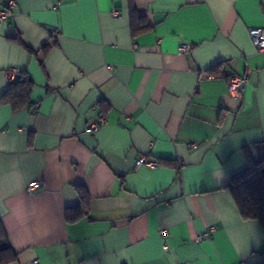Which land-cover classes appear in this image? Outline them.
<instances>
[{
	"label": "crops",
	"instance_id": "0c3cea01",
	"mask_svg": "<svg viewBox=\"0 0 264 264\" xmlns=\"http://www.w3.org/2000/svg\"><path fill=\"white\" fill-rule=\"evenodd\" d=\"M14 2L0 95L10 71L33 87L30 106L0 104L10 264H264V229L225 188L264 140V51L249 35L264 0H132L151 26L136 36L128 0ZM222 62L223 75L208 72ZM230 76L243 79L236 94ZM140 155L159 165L136 167ZM75 186L86 214L67 222Z\"/></svg>",
	"mask_w": 264,
	"mask_h": 264
},
{
	"label": "trees",
	"instance_id": "16d2710c",
	"mask_svg": "<svg viewBox=\"0 0 264 264\" xmlns=\"http://www.w3.org/2000/svg\"><path fill=\"white\" fill-rule=\"evenodd\" d=\"M128 2L132 36L148 31L151 26L146 23L143 16L138 14L132 0H128ZM48 48L49 45L44 44L41 50L46 53ZM28 51L32 52L31 50ZM224 67L223 62L218 63L212 66L208 72L211 75H223ZM32 87L33 81L28 72L26 70L17 71L15 79L9 81L6 90L0 95V104H9L13 110L30 106ZM253 146L256 156L252 157L248 151H245L246 165L231 175L225 188L232 195L241 218L257 221L264 229V140L255 142ZM75 189L80 198V204L77 207L66 208L65 220L67 222H75L86 214V192L80 186H75ZM15 259L16 254L10 246L8 236L0 220V264H10Z\"/></svg>",
	"mask_w": 264,
	"mask_h": 264
},
{
	"label": "built area",
	"instance_id": "2783aa9c",
	"mask_svg": "<svg viewBox=\"0 0 264 264\" xmlns=\"http://www.w3.org/2000/svg\"><path fill=\"white\" fill-rule=\"evenodd\" d=\"M190 2H198L200 0H189ZM2 3V6L0 7V24L5 22L9 16L10 12L13 10L15 6L14 0H0ZM262 11H264V4H262ZM112 16H117V13L115 10L112 11ZM52 35L56 37L58 35L57 28L53 29ZM249 35L250 38L256 47L258 51H264V28L261 27H252L249 29ZM190 49V46L188 44H181L180 50L183 52H186ZM8 78L10 81L14 80L16 77V71H10L7 73ZM243 79L239 76H231L227 80V89L229 92L236 94L238 91L239 86L241 85ZM107 122V119L105 116H101L98 120L91 122L88 125V130L92 132H96L97 129L105 124ZM134 165L136 167L146 165L150 168H155L159 165V162L156 159L148 158L146 155H140L134 162ZM39 182L35 181L30 183L26 190L31 191L32 189H35L39 186ZM208 237V232L201 233L197 236V240L206 239ZM35 263H38L37 260L34 261Z\"/></svg>",
	"mask_w": 264,
	"mask_h": 264
},
{
	"label": "water",
	"instance_id": "95a60500",
	"mask_svg": "<svg viewBox=\"0 0 264 264\" xmlns=\"http://www.w3.org/2000/svg\"><path fill=\"white\" fill-rule=\"evenodd\" d=\"M243 85H244V83L242 82L241 85L238 88V91H241L242 90Z\"/></svg>",
	"mask_w": 264,
	"mask_h": 264
}]
</instances>
